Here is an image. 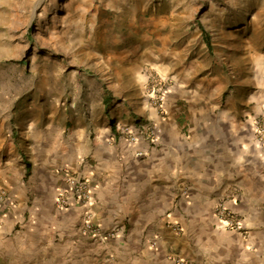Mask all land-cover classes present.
<instances>
[{"label":"crops","instance_id":"crops-1","mask_svg":"<svg viewBox=\"0 0 264 264\" xmlns=\"http://www.w3.org/2000/svg\"><path fill=\"white\" fill-rule=\"evenodd\" d=\"M89 90L85 116L0 114V264H264V155L238 112L186 90L162 113L142 90L127 107L109 87ZM221 204L246 236L218 227Z\"/></svg>","mask_w":264,"mask_h":264},{"label":"rangeland","instance_id":"rangeland-1","mask_svg":"<svg viewBox=\"0 0 264 264\" xmlns=\"http://www.w3.org/2000/svg\"><path fill=\"white\" fill-rule=\"evenodd\" d=\"M100 85L124 107L142 90L160 113L153 90L216 95L264 155V0H0V114L58 105L85 116ZM215 216L246 236L227 206Z\"/></svg>","mask_w":264,"mask_h":264},{"label":"built area","instance_id":"built-area-1","mask_svg":"<svg viewBox=\"0 0 264 264\" xmlns=\"http://www.w3.org/2000/svg\"><path fill=\"white\" fill-rule=\"evenodd\" d=\"M156 94V90H153L152 91V95L151 98L153 99H157L159 100V103H160V106L162 108L163 106V103L165 102V95H161L160 96H155ZM262 119L260 121V125L257 127V130L256 132L258 134H262V132L264 133V128H260L262 126V124H264V113L262 115ZM119 130H120V133L123 135V136H127L129 141L133 144L137 143L139 141V136L135 135L134 133L131 132V129H129V127L127 126H121L119 127ZM255 131V129H254ZM154 137L156 136L157 134V130L156 128H153L150 132ZM152 136V137H153ZM69 182L70 184H72L75 188H74V191L76 194H78V196L80 197L81 201L83 202H86V201H89L90 199V196H89V193H88V185H87V182L85 180H82V179H77L76 177H70L69 179ZM8 197V193L6 190L0 188V203L4 202ZM59 202L61 204H65L66 201L62 198L59 199ZM224 204H221L217 210H219L220 208H223Z\"/></svg>","mask_w":264,"mask_h":264},{"label":"trees","instance_id":"trees-1","mask_svg":"<svg viewBox=\"0 0 264 264\" xmlns=\"http://www.w3.org/2000/svg\"><path fill=\"white\" fill-rule=\"evenodd\" d=\"M110 100L107 99V101H105L106 104H109Z\"/></svg>","mask_w":264,"mask_h":264}]
</instances>
